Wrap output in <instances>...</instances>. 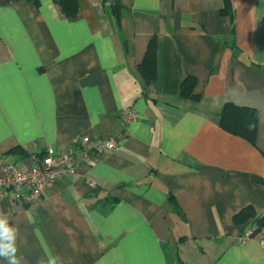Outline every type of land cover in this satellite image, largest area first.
I'll return each mask as SVG.
<instances>
[{"label": "crops", "instance_id": "crops-1", "mask_svg": "<svg viewBox=\"0 0 264 264\" xmlns=\"http://www.w3.org/2000/svg\"><path fill=\"white\" fill-rule=\"evenodd\" d=\"M76 1L66 18L53 0H0V173L136 116L39 201L0 203L20 264H264V225L241 244L249 220H233L264 215V0H229L232 24L225 0H119L118 18ZM189 76L197 100L179 95ZM226 102L256 110L255 144L219 125Z\"/></svg>", "mask_w": 264, "mask_h": 264}, {"label": "built area", "instance_id": "built-area-1", "mask_svg": "<svg viewBox=\"0 0 264 264\" xmlns=\"http://www.w3.org/2000/svg\"><path fill=\"white\" fill-rule=\"evenodd\" d=\"M132 107L121 110V130L106 137L79 135L73 137L66 150L58 151L47 146L41 157L33 159L31 166L19 169L15 162L2 160L0 173V203L10 207L20 202L39 201L56 182L64 176L76 177L77 167L82 161H90L92 156L113 151L125 137L126 126L134 119ZM252 229L247 227L238 238L244 243L252 237Z\"/></svg>", "mask_w": 264, "mask_h": 264}, {"label": "trees", "instance_id": "trees-1", "mask_svg": "<svg viewBox=\"0 0 264 264\" xmlns=\"http://www.w3.org/2000/svg\"><path fill=\"white\" fill-rule=\"evenodd\" d=\"M37 1V0H35ZM58 6L60 12L66 18H74L78 12L76 0H53ZM109 13L115 18H118L119 10L122 5L119 0H109L106 6ZM221 12L230 18L233 23L231 4L229 0L224 1ZM119 21V19H115ZM137 71L145 84L149 83L156 77V48L155 42L151 39L147 45L144 58L137 66ZM196 80L194 77H186L180 84L179 95L184 98L197 100L200 94L194 92ZM219 125L231 134H235L247 139L255 144L257 134V112L254 108L248 106H239L231 102H226L223 105L220 113ZM235 223H246L252 229V237L264 225V215H256L253 209L249 206L242 208L233 217Z\"/></svg>", "mask_w": 264, "mask_h": 264}, {"label": "clouds", "instance_id": "clouds-1", "mask_svg": "<svg viewBox=\"0 0 264 264\" xmlns=\"http://www.w3.org/2000/svg\"><path fill=\"white\" fill-rule=\"evenodd\" d=\"M18 229L8 223L7 217L0 214V257L5 258L8 264H20L17 257L16 236ZM37 264H55L54 259L45 261L43 258Z\"/></svg>", "mask_w": 264, "mask_h": 264}]
</instances>
